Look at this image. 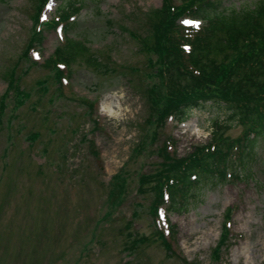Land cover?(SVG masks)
Returning a JSON list of instances; mask_svg holds the SVG:
<instances>
[{
  "label": "rangeland",
  "instance_id": "374dc122",
  "mask_svg": "<svg viewBox=\"0 0 264 264\" xmlns=\"http://www.w3.org/2000/svg\"><path fill=\"white\" fill-rule=\"evenodd\" d=\"M67 1L75 0L49 2L42 23L57 20ZM78 1L83 8L70 16L76 24L69 37L86 44L108 70L79 59L61 90L44 62L65 44V27L42 25L44 43L26 58L42 0H0V264H264V140L255 148L254 177L244 173L207 185L188 212L168 214L177 232L175 254L156 239L167 217L154 222L153 195L138 193L139 177L161 161L154 150L173 138L184 157L209 143L214 122L228 115L208 103L183 124L169 119L158 141L138 153L152 132L144 87L156 79L137 36L149 33L148 19L163 0ZM87 103L94 104L92 113ZM241 132L232 123L225 134ZM121 173L126 193L113 208L109 193ZM230 209V234L216 259ZM128 233L149 241L129 250Z\"/></svg>",
  "mask_w": 264,
  "mask_h": 264
},
{
  "label": "trees",
  "instance_id": "16d2710c",
  "mask_svg": "<svg viewBox=\"0 0 264 264\" xmlns=\"http://www.w3.org/2000/svg\"><path fill=\"white\" fill-rule=\"evenodd\" d=\"M49 1L42 0L38 8L36 34L24 57L28 58L32 50L36 51L44 43L42 25L48 29L62 25L65 44L44 62V67L55 71L61 90L63 80L71 77V66L79 59L96 71L108 70L98 57L88 53L86 44L69 37L76 24L70 23V16L81 10L82 3L67 1V6L59 10L57 20L42 23L40 16ZM234 1L163 0L162 6L148 19L149 33L135 34L149 54L148 66L153 68L156 79L144 87L148 105L145 122L152 127V132L146 133L137 152L142 153L147 145L158 141L159 132L169 119L181 124L192 110L206 107L208 103L219 105L228 115L226 122H214L209 143L194 146L184 157L176 154L173 138L165 140L162 147L154 150L161 159L158 168L139 177L138 193L153 195L149 213L154 222L160 221L163 212L167 217L166 228L155 226V235L171 254H175L177 232L168 214L188 212L198 201L197 191L207 185H217L228 178L242 179L244 173L248 178L254 177L251 165L256 159L255 148L264 140V0L238 9ZM229 2L231 5L227 7ZM183 19L201 20L204 25L188 27L181 23ZM87 104L92 113L94 104ZM94 122L98 128V122ZM232 123L242 127L236 138L225 134ZM91 148L99 157L93 144ZM113 179L116 187L109 193L108 202L114 208L126 193L127 178L121 173ZM232 212L230 209L227 213L222 241L214 251L216 259L229 237ZM135 215L138 216L137 211ZM127 236L131 240L129 250H136L149 241L132 233Z\"/></svg>",
  "mask_w": 264,
  "mask_h": 264
},
{
  "label": "snow or ice",
  "instance_id": "6c2138e0",
  "mask_svg": "<svg viewBox=\"0 0 264 264\" xmlns=\"http://www.w3.org/2000/svg\"><path fill=\"white\" fill-rule=\"evenodd\" d=\"M187 23H189L191 26L198 27V25H194V24H192L191 22H187Z\"/></svg>",
  "mask_w": 264,
  "mask_h": 264
},
{
  "label": "bare ground",
  "instance_id": "6f19581e",
  "mask_svg": "<svg viewBox=\"0 0 264 264\" xmlns=\"http://www.w3.org/2000/svg\"><path fill=\"white\" fill-rule=\"evenodd\" d=\"M109 112L111 113L112 111L110 110Z\"/></svg>",
  "mask_w": 264,
  "mask_h": 264
}]
</instances>
